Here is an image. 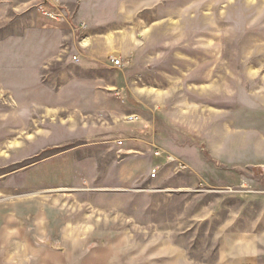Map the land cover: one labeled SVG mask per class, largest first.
I'll return each mask as SVG.
<instances>
[{
    "label": "rangeland",
    "instance_id": "rangeland-1",
    "mask_svg": "<svg viewBox=\"0 0 264 264\" xmlns=\"http://www.w3.org/2000/svg\"><path fill=\"white\" fill-rule=\"evenodd\" d=\"M96 1L98 33L143 48L119 43L114 73L76 64L75 6L0 0V264H165L146 259L160 226L186 234L215 194L263 202L264 186L196 184L191 162L222 125L264 139V0ZM96 76L99 99L69 81Z\"/></svg>",
    "mask_w": 264,
    "mask_h": 264
},
{
    "label": "crops",
    "instance_id": "crops-1",
    "mask_svg": "<svg viewBox=\"0 0 264 264\" xmlns=\"http://www.w3.org/2000/svg\"><path fill=\"white\" fill-rule=\"evenodd\" d=\"M54 1H61L66 8L75 6L77 9L74 20L78 24L73 32L80 35L78 43L80 49L76 45H73V49L78 53L76 64L79 67L114 73L116 68L108 62V65L104 62L108 60L113 49H117L119 43L124 42V46L127 45L128 57L143 49L132 39V32H127L121 39L112 34L109 35L108 31L107 33H98L104 25L101 24L102 22L96 14V0ZM68 12L71 13L69 9ZM63 14L65 16V10L62 14L59 11L60 18L57 20L70 26L68 16H65L61 21ZM80 24H85L86 27L80 30ZM108 25L109 22L106 23L107 29H117L113 24L110 27ZM73 32L69 30L72 40L76 38L74 36H77ZM56 33L58 35L59 32ZM58 44L60 45L59 40ZM58 49L57 52L60 51ZM103 80L104 77L96 76L72 78L69 81L72 83L71 85H78L76 92L91 93L95 90V99H99L103 94L100 90V87L104 85ZM116 82L117 80L110 82L109 88H117ZM222 126L227 129L225 125ZM225 129L214 128L210 133L212 137L207 142L210 157H196L192 160V181L196 184L201 181L206 182L208 186H214L218 190H226L230 186L247 185L262 188L264 186L263 137L257 136L251 131L250 134H247V131L243 130L239 132L237 138L231 139L230 135H226L228 129ZM248 141L251 142L249 150L247 149ZM253 154L255 156H252ZM255 170L262 177H254ZM219 192L208 191L206 194H198L196 197L199 199L204 195L209 196V193L213 195ZM211 197L212 201L210 199L206 205L201 204L200 208L195 210L196 213L192 216L190 226L185 228L186 234H184L181 224L178 223H175L173 227L170 225L164 228L160 226L158 255L149 256L151 254V251H148L150 243H145L144 257L146 258L148 254L149 258L146 259L167 262L165 264H264V196L261 205L245 203L237 207L225 203V197L221 194ZM162 228L166 231H162ZM188 245L190 248L187 247Z\"/></svg>",
    "mask_w": 264,
    "mask_h": 264
},
{
    "label": "built area",
    "instance_id": "built-area-1",
    "mask_svg": "<svg viewBox=\"0 0 264 264\" xmlns=\"http://www.w3.org/2000/svg\"><path fill=\"white\" fill-rule=\"evenodd\" d=\"M113 65L114 66H119L120 65V61L119 60H113ZM152 177H154V175H152Z\"/></svg>",
    "mask_w": 264,
    "mask_h": 264
}]
</instances>
